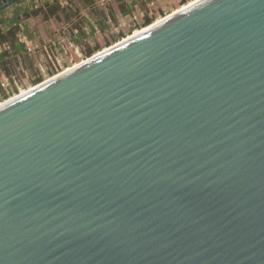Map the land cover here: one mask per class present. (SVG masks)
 Listing matches in <instances>:
<instances>
[{
  "label": "water",
  "instance_id": "obj_1",
  "mask_svg": "<svg viewBox=\"0 0 264 264\" xmlns=\"http://www.w3.org/2000/svg\"><path fill=\"white\" fill-rule=\"evenodd\" d=\"M0 264H264V0H194L0 103Z\"/></svg>",
  "mask_w": 264,
  "mask_h": 264
},
{
  "label": "rangeland",
  "instance_id": "obj_2",
  "mask_svg": "<svg viewBox=\"0 0 264 264\" xmlns=\"http://www.w3.org/2000/svg\"><path fill=\"white\" fill-rule=\"evenodd\" d=\"M134 1L136 0H124L126 4H132ZM193 1L153 0L144 5L142 4L144 0H139L138 4L132 6L130 15L125 17L118 14L116 4L112 0L102 3L99 1L98 5L103 11H106L107 7H113L117 18L115 21H111V26L108 29L103 31L97 29L93 36L83 41L79 46L70 42V35L75 33L74 29H71V24L62 20L43 21L41 17H32L30 25L34 28L32 30L35 33L30 52L33 62L32 70L28 68L18 71L10 80L1 79L4 88L0 91V103L34 87L33 80L37 77L42 79L41 82L46 81L142 30L145 18L151 19V24H153ZM81 15L92 20L85 9H81ZM83 31L87 33L89 29L85 28ZM90 51L92 54L88 56ZM3 94L6 95V99Z\"/></svg>",
  "mask_w": 264,
  "mask_h": 264
},
{
  "label": "trees",
  "instance_id": "obj_3",
  "mask_svg": "<svg viewBox=\"0 0 264 264\" xmlns=\"http://www.w3.org/2000/svg\"><path fill=\"white\" fill-rule=\"evenodd\" d=\"M98 0H45L42 5L28 10L15 9L9 20L0 18V47L5 49L0 50V74L10 80L18 71H23L32 68L33 62L26 48L25 42L20 41L17 37L19 32H22L28 41H32L35 33L29 32L25 27L21 30L19 25L32 17H41L43 21L54 19L55 21H64L71 24V29L75 33L70 35V42L75 45H81L83 41L93 36L97 29L104 30L111 26V21L117 18L113 7H107L106 11L100 8ZM107 1V0H106ZM116 4L118 14L121 17L130 15L132 6L138 4V1L132 4H126L124 0H112ZM153 0H144L142 4H147ZM16 1L15 3H17ZM14 3V4H15ZM141 4V6H142ZM184 4V3H183ZM81 9H85L88 15L92 18L90 21L86 16L81 15ZM151 24V19L145 18L142 27ZM89 29V32H84L83 29ZM90 53V54H89ZM88 56H91L90 51ZM23 69V70H21ZM32 70V69H31ZM42 81L40 77L33 80V84H39ZM3 85L0 81V91ZM6 95L3 94V97ZM5 97L4 99H6Z\"/></svg>",
  "mask_w": 264,
  "mask_h": 264
},
{
  "label": "crops",
  "instance_id": "obj_4",
  "mask_svg": "<svg viewBox=\"0 0 264 264\" xmlns=\"http://www.w3.org/2000/svg\"><path fill=\"white\" fill-rule=\"evenodd\" d=\"M44 1L45 0H18L17 3L13 4L12 6L8 7L7 9L1 11L0 12V18L1 19H5V20H9L11 18V16H12V14H13V12H14L15 9H18V10H28V11H30L32 8H36V7L40 6V5H42V3ZM49 1H51V0H49ZM99 1H101V3H102L103 1H106V0H98L97 1L98 4H99ZM107 1H110V0H107ZM30 22H31V18H29L27 20H24L19 25L20 29L22 30L25 27L26 29H29V32L30 31L32 32L33 31L32 29H34V28L31 27ZM33 33H34V31H33ZM17 37L20 39V41H24L25 42V45H26L27 50L28 49L30 50V51H28V53L30 55V52H31V43H32L33 40L32 41H28L25 38V36H24V34L22 32H19L18 35H17ZM2 49H5V47L4 48L0 47V50H2ZM21 70H23V69H21ZM1 79L7 80V78L5 77V75L2 74V73L0 74V81H1Z\"/></svg>",
  "mask_w": 264,
  "mask_h": 264
},
{
  "label": "bare ground",
  "instance_id": "obj_5",
  "mask_svg": "<svg viewBox=\"0 0 264 264\" xmlns=\"http://www.w3.org/2000/svg\"><path fill=\"white\" fill-rule=\"evenodd\" d=\"M191 4V3H190ZM189 5V4H188ZM186 6H184V7H182L181 9H183V8H185ZM162 20V19H161ZM161 20H159V21H161ZM159 21H156L155 23H157V22H159ZM154 24V23H153ZM141 31V30H140ZM140 31H138V32H135L134 34H137V33H139Z\"/></svg>",
  "mask_w": 264,
  "mask_h": 264
},
{
  "label": "built area",
  "instance_id": "obj_6",
  "mask_svg": "<svg viewBox=\"0 0 264 264\" xmlns=\"http://www.w3.org/2000/svg\"><path fill=\"white\" fill-rule=\"evenodd\" d=\"M28 51H30V50L28 49Z\"/></svg>",
  "mask_w": 264,
  "mask_h": 264
}]
</instances>
